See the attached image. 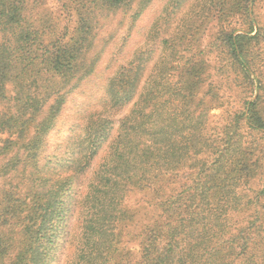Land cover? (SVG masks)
<instances>
[{"label":"trees","instance_id":"1","mask_svg":"<svg viewBox=\"0 0 264 264\" xmlns=\"http://www.w3.org/2000/svg\"><path fill=\"white\" fill-rule=\"evenodd\" d=\"M64 1L76 16L72 32L58 17L57 23L38 20L33 0H0V264H53L72 241L70 222L78 209L84 214L83 229L72 264H255L257 253H264V145L249 141L244 146L240 131L245 124L264 137L261 95L244 99L219 141L203 126L218 94L211 86L205 95L213 94L212 100L199 96L202 60L186 62L175 82L142 84V65L136 70L123 66L109 80L110 101L117 108L135 99L138 105L120 119L123 132L109 143L113 119L100 116L92 120L84 160L48 154L47 137L69 94L97 68L98 27L133 2ZM256 1L235 0L251 29L223 32L221 46L228 64L253 87L264 89L250 58L252 41L262 33L259 27L252 34L250 3ZM144 7L140 1L135 16ZM169 104L175 114L166 120ZM106 146L88 192L78 196V183ZM258 152L262 155L253 158ZM258 177L256 189L252 181ZM134 188L151 190L160 206L159 218L142 228L136 261L127 259L123 248L130 233L126 223H132L134 213L122 200ZM223 199L230 201L224 211ZM253 200L262 210L227 234L225 213L250 210L256 206Z\"/></svg>","mask_w":264,"mask_h":264},{"label":"rangeland","instance_id":"2","mask_svg":"<svg viewBox=\"0 0 264 264\" xmlns=\"http://www.w3.org/2000/svg\"><path fill=\"white\" fill-rule=\"evenodd\" d=\"M140 1L145 7L135 16V9ZM64 2V0H33L35 16L38 20L42 19L48 23H54L52 20L57 23L55 18L58 17L61 26H66L72 32L76 16L73 10L66 9ZM250 6L253 8L252 16L255 19L252 34H255L259 27L262 31L259 41H252L254 54L250 58L254 62L253 68L256 74L264 83V0H257L253 5L250 3ZM249 20L237 9L235 0H133L127 10L112 14L104 20L103 26L98 27L95 50L100 53V57L97 68L80 87L69 94L68 102L56 127L47 137L48 154L53 153L63 160L77 155L79 161L84 160L89 151L88 136L92 131L90 127L92 120L100 116L113 119V137L109 143L123 132L120 119L129 116L138 108L136 99L120 108L110 101L109 80L123 66L133 67L136 70L142 65V84L146 80L175 82L181 80L185 63L192 60L203 61L204 72L201 73V77L204 81L199 96H204L211 86L218 94V98L216 97L218 102L211 105L203 126L208 136L212 135L221 141L230 127L235 111L242 109L245 98H255L260 94L264 110V89L253 87L245 81L247 79L228 64L226 52L221 46L223 32H247L251 29ZM212 99L213 94L205 95L206 101ZM165 111L163 119L166 120L171 114H175L170 104ZM167 122L164 120V125ZM158 126L162 124L159 123ZM240 134L244 136L243 141L246 142L244 146H248L249 141L264 145L262 134L251 132L245 124L241 125ZM106 150L107 146L101 156L95 159L92 170L90 169L81 178L77 185L78 196H85L88 192L93 171L100 166ZM261 155L258 152L253 158ZM65 174L63 172L62 175ZM259 178L252 181L256 189L261 185ZM252 193L254 196L255 193ZM158 200L159 197L146 188L131 189L124 196L123 206L134 213L132 223L130 225L126 223L125 227L130 232L125 236L123 246L124 251L129 252L126 255L127 259L136 261L140 258L142 228L159 218ZM223 200L226 201L222 202L224 211L230 201L227 204V199ZM251 204L256 203L253 200ZM82 207L81 202L80 208ZM78 210L70 222V228H73L72 241L67 249L58 252L57 260L53 264L74 262L84 218L82 209L79 212ZM236 210L232 208L224 215L223 224L229 227L227 234L236 232L262 208L256 204L250 210L242 212ZM257 224H259L258 220ZM263 256L262 251L258 252L253 262L264 264Z\"/></svg>","mask_w":264,"mask_h":264}]
</instances>
